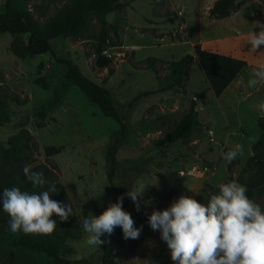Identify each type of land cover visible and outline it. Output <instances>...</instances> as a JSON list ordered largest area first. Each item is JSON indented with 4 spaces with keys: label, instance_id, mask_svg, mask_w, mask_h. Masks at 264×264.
<instances>
[{
    "label": "rangeland",
    "instance_id": "obj_1",
    "mask_svg": "<svg viewBox=\"0 0 264 264\" xmlns=\"http://www.w3.org/2000/svg\"><path fill=\"white\" fill-rule=\"evenodd\" d=\"M4 1L0 0V13ZM17 2L42 26L69 0ZM187 3L122 0L105 17L107 25L92 18L79 35L50 41L57 58L71 62L108 91L126 127L114 154L112 181L123 197L124 211L141 231L138 239H124L117 226L111 235L101 236L113 264H176L160 231L150 228L148 216L153 210L167 209L181 196L194 199L203 183L215 187L234 178L249 156V141L259 136L256 120L264 112L247 105L218 107L208 95L205 81L197 79L196 67L188 74L185 70L179 87L162 90L170 82L167 63L190 54L189 44L196 36L190 28L189 36L183 31L184 16L191 15ZM105 33L107 37L102 39ZM10 39L0 34V144L6 147L20 130L29 134L35 163L53 171L78 226L76 238L65 241L59 255L101 264V251L86 243L82 221L89 213L99 216L117 202L106 184V149L118 137V125L66 83L65 67L50 55L25 60L12 57L7 51ZM258 55L264 58V54ZM150 59L155 61L150 63ZM255 88L262 100L264 85ZM190 102L195 103L200 126L184 138L166 143L165 134L187 112ZM39 113H44L43 119ZM236 143L244 145V154L227 163L223 154ZM49 146L59 147V153L44 157L43 149ZM140 182L146 187L138 197L137 211L127 193ZM252 200L264 208V187Z\"/></svg>",
    "mask_w": 264,
    "mask_h": 264
},
{
    "label": "trees",
    "instance_id": "obj_2",
    "mask_svg": "<svg viewBox=\"0 0 264 264\" xmlns=\"http://www.w3.org/2000/svg\"><path fill=\"white\" fill-rule=\"evenodd\" d=\"M121 1L69 0L68 5L61 8L42 26L33 19L29 12L18 6L17 0H5L4 11L0 13V34H7L11 38L7 51L12 57L25 60L38 55H50L56 63L65 67L64 79L66 83L77 88L104 117L118 125V137L106 149L108 166L106 184L108 189L115 193L116 199L121 195L114 188L112 181L115 172L114 154L124 140L126 127L120 120L108 91L82 75L71 62L57 58L50 41L79 35L92 18H95L103 26L107 25L105 17L113 12L115 4ZM241 5L242 2L239 0H215L208 11V17L213 19L228 17ZM250 7L253 13L264 18V11H260L258 6L251 4ZM110 29L113 37L117 38L116 31L113 28ZM106 37V33L102 35V39H106ZM191 50V54H185L178 60L167 63L170 82L162 90L179 87L184 81L185 70L195 58L213 97L217 98L245 66V62L242 60L207 52L202 50L198 44H194ZM148 61L152 63L155 60ZM38 116L43 119L44 113H39ZM199 126L195 103L190 102L187 112L167 131L164 141L172 144ZM256 126L259 136L255 143L249 146L254 155L248 156L245 164L234 178L223 182L228 183L235 180L246 185L248 189L246 195L249 199H253L255 193L264 187V117L257 118ZM32 148H34V144L25 130H20L17 137L9 141L6 147L0 144V195L5 188L12 187L37 193L42 190L33 188L23 173V167L30 164L33 171L43 172L46 180L55 183L58 192L52 194L51 199L64 205L68 204L72 209L66 193L57 184L53 171L44 164L35 163ZM59 151V147L49 146L43 149V156L51 157L58 154ZM220 184L214 187L203 183L194 199L206 206L211 196L219 194ZM122 208L124 210L123 200ZM9 219L0 205V264H93L87 259L67 260L59 255V250L65 241L75 239L77 235L78 226L73 209L67 221L61 222L59 217L53 215L52 219L56 221V229L50 235L25 234L22 231L13 234L8 226ZM99 249L101 264H113L110 249L104 243L99 246Z\"/></svg>",
    "mask_w": 264,
    "mask_h": 264
},
{
    "label": "clouds",
    "instance_id": "obj_3",
    "mask_svg": "<svg viewBox=\"0 0 264 264\" xmlns=\"http://www.w3.org/2000/svg\"><path fill=\"white\" fill-rule=\"evenodd\" d=\"M259 32L248 34V43L253 51L264 46V24L255 22ZM264 85V66L254 69L247 86ZM264 112V102L257 105ZM255 143L250 140L249 145ZM244 145L236 143L223 154L231 163L244 154ZM249 155H254L249 148ZM23 173L33 188L41 191H22L18 187L5 188L0 195V205L9 216L8 226L13 234L50 235L56 229L53 215L67 221L71 207L51 199L57 193L55 183L46 180L43 172L32 170V165L23 167ZM146 185L138 183L129 190L128 197L139 211V200ZM247 186L237 181L222 183L219 194L211 196L207 205L191 197L181 196L167 209L153 210L148 216L152 230H159L161 239L170 250L176 264H264V208L246 195ZM102 192V190H101ZM123 197L110 204L99 216L89 213L82 221L87 234L86 243L99 248L105 243L101 236L111 235L119 226L124 239H138L140 229L134 227L130 214L122 208Z\"/></svg>",
    "mask_w": 264,
    "mask_h": 264
},
{
    "label": "crops",
    "instance_id": "obj_4",
    "mask_svg": "<svg viewBox=\"0 0 264 264\" xmlns=\"http://www.w3.org/2000/svg\"><path fill=\"white\" fill-rule=\"evenodd\" d=\"M214 1L187 0V7H189V14L191 15L190 18L184 16L183 31L185 36H189L188 28H190L195 31L196 35L189 46L192 48L194 44H198L202 50L207 52L242 60L245 62V66L217 98L213 97L203 74H200L201 69L195 58L191 61L186 72L188 74L191 67H196L197 79L205 81L208 95L216 101L215 105L218 107L232 108L234 105L257 107L264 102V98L260 100L256 95V88H249L247 82L252 78L254 69L264 66V58L258 55L264 54V46L253 51L248 43V34L251 31H260L258 27L253 26L255 22L259 21L264 24V18L253 13L250 5L258 6L261 1L263 5H261L262 9L259 8V10L264 11V0H239L242 1V5L230 16L222 19L208 17V11Z\"/></svg>",
    "mask_w": 264,
    "mask_h": 264
},
{
    "label": "built area",
    "instance_id": "obj_5",
    "mask_svg": "<svg viewBox=\"0 0 264 264\" xmlns=\"http://www.w3.org/2000/svg\"><path fill=\"white\" fill-rule=\"evenodd\" d=\"M175 262V261H174ZM176 263V262H175Z\"/></svg>",
    "mask_w": 264,
    "mask_h": 264
}]
</instances>
